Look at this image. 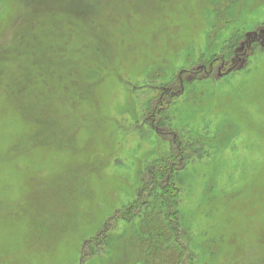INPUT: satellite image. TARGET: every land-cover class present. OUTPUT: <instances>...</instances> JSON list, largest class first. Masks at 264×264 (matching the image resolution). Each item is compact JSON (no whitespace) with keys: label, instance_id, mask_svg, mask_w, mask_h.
<instances>
[{"label":"rangeland","instance_id":"rangeland-1","mask_svg":"<svg viewBox=\"0 0 264 264\" xmlns=\"http://www.w3.org/2000/svg\"><path fill=\"white\" fill-rule=\"evenodd\" d=\"M256 24L264 0H0V264H264V52L173 105L207 151L178 176L183 245L159 211L89 245L170 159L150 90Z\"/></svg>","mask_w":264,"mask_h":264},{"label":"trees","instance_id":"trees-1","mask_svg":"<svg viewBox=\"0 0 264 264\" xmlns=\"http://www.w3.org/2000/svg\"><path fill=\"white\" fill-rule=\"evenodd\" d=\"M221 47L223 48L220 51L218 50L212 54H210V51L203 52L199 64L177 74L175 83L170 84L168 87L162 86L160 90H150L153 95L155 94L161 99L157 109L158 114L153 111L150 115L139 118L138 122L142 124L141 128L143 129H138L147 134L149 131L153 133L154 130L156 136L163 139V143L168 144L170 142L173 149L170 159L164 161L163 158L157 159V157L152 161L144 162V167L143 165L142 167H147L149 178L147 180L146 178L141 179L139 183H136L138 185L136 191L131 197L127 198L125 208L120 207L116 218L110 221L105 230L89 243L94 249L90 248V251H92L90 254L93 252V255L103 253L109 233L117 227L114 223L121 220L123 223L144 226L149 214L157 213V211H159V214H163L162 220L166 223V230H169V227L170 231L175 232L170 237L168 233L170 231H166L167 240L164 237L161 239L164 242L173 240L175 246L183 245L179 236L182 234V215L179 211L180 186L182 183L178 176L184 162L187 163V160L201 157L198 156L200 152H204L206 155L207 151H205L206 145L199 143L198 139L195 138L196 136L191 135L189 132L191 129H180L173 123V105L175 106V103L193 85L225 80L245 72L251 62L257 59V55L264 52V24H256L250 31L243 30L230 34L225 40L224 46ZM218 52H220V56L211 60L210 56L215 54L213 55L215 57ZM161 85H164V83ZM132 87H136L134 90L143 88V86L140 87L134 84ZM155 114L159 117V120H156ZM87 258L83 256V261Z\"/></svg>","mask_w":264,"mask_h":264}]
</instances>
